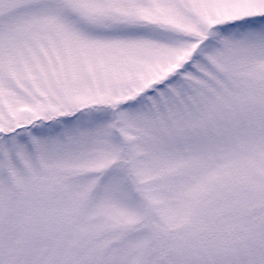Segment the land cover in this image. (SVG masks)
Instances as JSON below:
<instances>
[{"label": "snow or ice", "instance_id": "snow-or-ice-1", "mask_svg": "<svg viewBox=\"0 0 264 264\" xmlns=\"http://www.w3.org/2000/svg\"><path fill=\"white\" fill-rule=\"evenodd\" d=\"M0 264H264V0H0Z\"/></svg>", "mask_w": 264, "mask_h": 264}]
</instances>
